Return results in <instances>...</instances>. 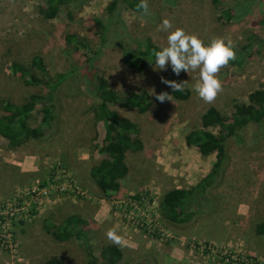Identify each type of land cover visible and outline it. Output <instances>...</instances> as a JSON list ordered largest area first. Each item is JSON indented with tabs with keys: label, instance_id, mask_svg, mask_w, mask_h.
I'll return each mask as SVG.
<instances>
[{
	"label": "rangeland",
	"instance_id": "374dc122",
	"mask_svg": "<svg viewBox=\"0 0 264 264\" xmlns=\"http://www.w3.org/2000/svg\"><path fill=\"white\" fill-rule=\"evenodd\" d=\"M110 1H73L67 8L73 10L72 18L67 11L46 18L44 0H0V105L3 100L21 104L32 93L47 92L44 85H28L13 76V61L28 65L39 54L51 77L73 73L55 93L56 119L46 136L19 146L0 136V210L10 204L20 208L8 224L0 223V231L11 233L14 241L13 248L0 246V263L45 264L57 255L67 264H86L77 240L57 241L46 229L75 213L93 224L96 255L114 243L123 260L132 263L264 264V235L256 232V225L264 222V135L250 139L261 135L251 128L226 141L222 174L207 190L194 222L173 226L159 212L164 192L195 184L216 158V153L203 155L187 145L186 133L201 127V116L210 106L230 117L235 103H247L264 83V24L259 22L264 0H175V5L142 0L150 10L148 18L120 4L123 38L135 47L136 41L150 38L161 50L141 72L127 67L120 41L100 37L95 18H106ZM222 6L235 13L231 21L219 19ZM68 34L77 35L88 48L67 42ZM222 43L244 48L241 65L214 68L216 46ZM90 72L105 77L119 94L147 91L151 98L144 113L111 105L138 124L144 143L142 150L127 153L129 172L114 198L103 196L90 175L102 158L98 147L104 137L103 122L94 115L98 99L86 91L83 78ZM183 88L190 95L175 98L173 91ZM40 118L37 106L29 122L35 125ZM210 129L219 132L218 127ZM51 175L59 178L41 194ZM74 186L87 196L72 191ZM134 195L142 198L137 206L131 203ZM138 219L157 223L165 234L145 231Z\"/></svg>",
	"mask_w": 264,
	"mask_h": 264
},
{
	"label": "trees",
	"instance_id": "16d2710c",
	"mask_svg": "<svg viewBox=\"0 0 264 264\" xmlns=\"http://www.w3.org/2000/svg\"><path fill=\"white\" fill-rule=\"evenodd\" d=\"M75 2L85 0H44L45 6L42 13L46 18H55L60 12L67 11L69 18L73 10L68 9ZM165 3L176 4L175 0H163ZM220 4L224 0H212ZM124 5L136 11L144 18H148L150 10L142 0H111L106 10L105 19L95 18L101 28L100 37L103 42L111 38L120 41L123 60L127 67L138 72L144 70L147 63H154L161 55V50L152 43L150 38L136 41L137 46H132L131 41L123 38L121 32L123 22L120 19L119 5ZM218 15L224 22L231 21L236 15L230 7L222 6ZM259 22L264 24V19ZM114 28V35L112 34ZM125 41H122V40ZM66 40L75 43L76 47L88 48V43L75 34H68ZM237 46L227 43L218 44L216 52L218 57L213 61L214 68L223 70L232 65H241L243 62L242 50ZM34 69L41 73L38 76ZM13 76L22 79L28 85H44L45 94L32 93L23 103L16 104L9 100L1 101L0 136L7 139L11 146H19L29 139H38L46 136L56 119L55 93L66 79L73 73H58L51 77L43 57L39 54L32 56L30 64L13 61L10 65ZM85 78L86 91L98 103L94 108L97 120L103 122L104 137L98 147L102 158L92 166L90 175L95 184L108 198H114L121 188V179L129 172L126 155L129 151L142 150L144 143L140 137L138 124L132 119L121 115L111 108L112 104L123 107L137 108L140 113L146 112L151 106L150 94L147 91H131L119 94L108 83L107 79L97 72H90ZM190 89H175L173 96L177 99H186ZM40 106L41 118L35 125L29 122L34 110ZM218 127L219 132L214 133L210 128ZM251 128L261 135H251L250 139L264 135V83L249 94L247 103H235L234 111L230 117H225L216 107L210 106L201 116V127L191 129L185 135L187 145L195 146L203 155L216 153V158L210 171L194 185L187 188L174 187L164 192L159 201V212L164 221L173 226L191 224L199 215L206 199L207 190L212 187L221 176L227 158L226 141L230 137L238 136ZM138 198L139 195L132 196ZM192 207V208H191ZM91 221L79 214L65 216L59 224H50L46 229L57 241L75 239L83 247L86 264H140L123 260V251L118 244H108L100 248V254L94 253L91 240L95 237ZM256 232L264 235V222L256 225ZM7 264V263H0ZM45 264H67L57 255L50 256Z\"/></svg>",
	"mask_w": 264,
	"mask_h": 264
},
{
	"label": "built area",
	"instance_id": "2783aa9c",
	"mask_svg": "<svg viewBox=\"0 0 264 264\" xmlns=\"http://www.w3.org/2000/svg\"><path fill=\"white\" fill-rule=\"evenodd\" d=\"M52 177L48 180V184L44 187H41V189L37 188V189H33V191H30L31 195H36L37 190L39 189L38 192H40L41 194H45L48 192L49 188L53 186L54 184V178L56 177L57 179L59 178L58 175H51ZM72 191L83 195V196H87V192L84 190H81L79 187L74 186L71 189ZM142 200V198L139 196L138 198H133L131 199V203L136 205ZM20 212V208L15 206V205H7V207H4V209L0 210V223L4 222L5 224H8L14 217L17 216V214ZM138 225H140L145 231L150 232L154 235L157 236H163L165 234V232L161 229V227L159 225H157V223H154L150 220H137ZM13 239L11 237V233L10 234H5L2 232V230L0 231V246L3 248H6L8 246L10 247H14V243H13ZM13 250V249H11Z\"/></svg>",
	"mask_w": 264,
	"mask_h": 264
},
{
	"label": "crops",
	"instance_id": "0c3cea01",
	"mask_svg": "<svg viewBox=\"0 0 264 264\" xmlns=\"http://www.w3.org/2000/svg\"><path fill=\"white\" fill-rule=\"evenodd\" d=\"M209 171H210V170H209ZM204 176H205V175H204ZM204 176H203V177H204ZM203 177H202V178H203ZM197 182H198V181H197ZM193 185H194V184H193ZM197 218H198V216H197ZM197 218H196V219H197ZM196 219H195V220H196ZM195 220H194V221H195ZM194 221H193V222H194Z\"/></svg>",
	"mask_w": 264,
	"mask_h": 264
}]
</instances>
